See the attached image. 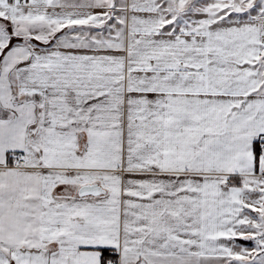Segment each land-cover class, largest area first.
<instances>
[{
    "label": "snow or ice",
    "instance_id": "snow-or-ice-1",
    "mask_svg": "<svg viewBox=\"0 0 264 264\" xmlns=\"http://www.w3.org/2000/svg\"><path fill=\"white\" fill-rule=\"evenodd\" d=\"M0 264H264V0H0Z\"/></svg>",
    "mask_w": 264,
    "mask_h": 264
}]
</instances>
